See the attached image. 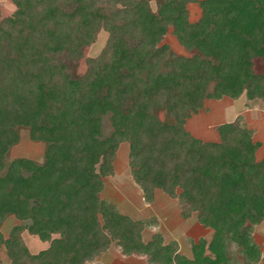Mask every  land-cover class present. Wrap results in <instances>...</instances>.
<instances>
[{
	"label": "trees",
	"instance_id": "16d2710c",
	"mask_svg": "<svg viewBox=\"0 0 264 264\" xmlns=\"http://www.w3.org/2000/svg\"><path fill=\"white\" fill-rule=\"evenodd\" d=\"M0 6V250L6 264H100L112 244L146 264H264L254 239L264 221V156L241 117L217 127L219 141L186 123L207 100L245 95L264 105V0H9ZM151 1H156L153 10ZM198 4L191 21L188 6ZM103 27L109 42L77 76ZM171 32L187 55L176 53ZM159 113H164L162 119ZM25 128L45 145L42 161L8 159ZM122 143L130 176L151 204L156 190L195 216L209 240L188 237L191 256L102 197ZM15 224L1 231L8 217ZM28 231L49 246L32 253ZM0 264H3L0 258Z\"/></svg>",
	"mask_w": 264,
	"mask_h": 264
},
{
	"label": "rangeland",
	"instance_id": "374dc122",
	"mask_svg": "<svg viewBox=\"0 0 264 264\" xmlns=\"http://www.w3.org/2000/svg\"><path fill=\"white\" fill-rule=\"evenodd\" d=\"M151 7L153 10L157 9V3L156 1H151ZM0 6L2 10V15L6 16L9 15L13 10L14 6L9 0H0ZM189 9V16L191 21H196L200 17V8L198 4L192 3L188 6ZM109 42V33L101 27L95 35L94 41L83 48L82 51V56L81 58L71 61V60H65L63 61L64 64L67 66L68 71L71 74L77 75V76H82L85 75L88 70H89V59H95L98 58L103 54V52L106 50V47ZM164 42L168 43L171 48L178 54L181 55H187L188 52L181 46V44L177 41L174 35H172L171 32H169L165 38ZM257 69L258 71L264 70V64H257ZM246 96L243 94V96L239 97L237 104L235 105V109H245L247 111V117L246 119L248 120V127H251L254 129V140L259 141L260 137L264 138V120H259V110H264V105L259 101V100H253V101H248L245 98ZM245 100L247 101L245 107H241V103H245ZM213 103V105H217L220 102L219 101H210ZM222 104V102H221ZM250 110V112H249ZM244 111V110H243ZM242 112V111H241ZM231 109L230 108H225L224 110H215L212 115H203L205 121L201 122L199 128L200 131H203L205 127L206 122L209 123H215L214 126L219 125V122L221 120H225L231 118ZM242 115V113H240ZM159 116L162 119H166V115L164 113H159ZM196 118V117H195ZM193 118V119H195ZM191 120V125L195 124V120ZM243 121H245V117H242ZM264 119V115H263ZM227 122H229L227 120ZM190 125V128H191ZM202 129V130H201ZM213 131L212 129L210 132ZM216 132V129H215ZM199 136H201L199 134ZM207 136V134L205 135ZM211 138V134L208 135ZM264 142V141H263ZM44 150H45V145L44 143L41 142H34L30 139L29 137V132L27 129L22 128L20 130V141L17 145L11 148L9 152V161L13 160L15 158H29L33 159L36 161H42L43 156H44ZM128 154H129V144L128 143H122L119 147V150L117 152V157L114 163L115 171L116 174L107 177L106 178V189H105V194H110L112 198H109L112 202H114L119 208L120 211L123 212L124 214L129 215L133 219H141V218H146V217H156L157 215L160 216V218H163V221H160L159 229L161 230H167L171 231L170 227V221L171 217H167L164 215L165 213V208L164 205V200L167 199V196L165 193H163L161 190L157 191V199L154 204H147L142 197V192L141 189L135 184V182L132 180L128 168ZM264 156V144L263 147L257 152V157L261 158ZM106 197V196H105ZM177 205V204H176ZM156 214V216H155ZM168 214H171L170 212ZM169 219V220H167ZM162 220V219H161ZM189 224H196L195 229L193 231V234L198 235H203L202 232H207L209 230H206L202 227L201 224H198L197 219L195 216L190 218ZM162 222V223H161ZM19 223V221L11 216L8 217L2 224L1 231L5 237H8L9 232L11 228ZM174 223L175 227L173 229H177L174 234L176 233L177 236L180 237L181 240V251H183L186 254H190L189 252V246L185 243L184 237L187 235L186 232L188 230H182V224L181 221L175 222V220L172 221ZM188 224V223H187ZM158 230V229H157ZM156 229L153 228V226L146 227L145 230L143 231V239L144 241H147L150 239L153 231H157ZM192 230V229H191ZM200 230L202 232H200ZM179 231V232H178ZM190 231V230H189ZM199 231V232H198ZM183 233V234H182ZM206 236V235H205ZM167 240L170 239V236L166 234ZM207 237V236H206ZM22 239L24 243L27 244H33L34 241H37L36 237L34 235H31L28 231H24L22 233ZM254 239L255 241L259 244L261 250L264 253V221L255 227L254 230ZM29 248V247H28ZM31 249V248H29ZM31 252H35V250L31 249ZM106 260L108 264H146L144 261V258L141 256H124L121 254L119 249L115 246V244H112L109 250L106 252ZM0 258L3 262V264H6L7 261V255L4 249L0 250ZM257 264H263L262 262H259Z\"/></svg>",
	"mask_w": 264,
	"mask_h": 264
},
{
	"label": "crops",
	"instance_id": "0c3cea01",
	"mask_svg": "<svg viewBox=\"0 0 264 264\" xmlns=\"http://www.w3.org/2000/svg\"><path fill=\"white\" fill-rule=\"evenodd\" d=\"M241 96H243V95H241ZM240 96V97H241ZM239 98V97H238ZM238 98H236V99H233V98H231V97H223L222 99H220V100H207L206 102H205V105H204V109H202V110H200L197 114H193L192 116H191V118H189L188 120H187V123H186V128H187V130L193 135V136H195V137H197V138H199V139H201V140H203V141H212V142H216V141H219V134H218V132H217V127L219 126V125H221V124H223V123H227V120L229 121V122H233V121H235L238 117H245V123L248 125V120L246 119V117H247V111H245V109L243 108V109H235V105L237 104V102H238ZM246 98V97H245ZM246 100H248L247 98H246ZM245 100V103H241V106H240V108L241 107H245L244 105H246V103H247V101ZM210 101H219L220 103L219 104H217V105H213V103L212 102H210ZM249 101V100H248ZM221 102H222V104H221ZM262 104H263V102L262 101H260ZM224 107L226 108H230L231 109V118H229V119H226V122H225V120H221L220 122H219V125H217V126H214V124L215 123H217V122H215V123H209V122H206L205 123V125L203 126V127H205V129L203 130V131H200L199 129H197V128H199V126H200V124H201V122L203 121H205V119H204V117H202L203 115H212V113H214L215 112V110H224ZM244 110V111H243ZM242 111V112H241ZM249 112H250V110H249ZM240 113H242V115L240 114ZM263 115H264V110H259V120H264L263 119ZM196 117V118H195ZM209 117V116H208ZM193 118H195L196 119V122H195V124L193 125H191V120L193 119ZM195 119H193V120H195ZM190 125H191V128H190ZM249 126V125H248ZM249 128H251V127H249ZM213 130V131H211L210 132V130ZM215 129H216V132H215ZM251 129H253V128H251ZM202 130V129H201ZM254 130V129H253ZM255 133V132H254ZM199 134L201 135V136H199ZM207 134V136H205ZM211 134V138L208 136V135H210ZM264 138L263 137H260L259 138V142L261 143V146H260V148L258 149V151L263 147V144H264ZM257 151V152H258ZM117 157V156H116ZM256 157H257V153H256ZM263 157V156H262ZM261 157V158H262ZM261 158H258L257 157V159H261ZM116 160V159H115ZM114 163H115V161H114ZM114 173L116 174V171H115V167H114ZM114 175V174H113ZM112 176V175H111ZM108 177H110V176H108ZM106 178L107 177H105L104 178V180H105V188H104V191L102 192V197H104V198H106V199H108L109 201H111L109 198H112V196L110 195V194H105V196H104V193H105V189H106ZM157 191L158 190H156V192H155V200H154V202L153 203H151V204H154L155 202H157L156 201V199H157ZM167 196V199H165L164 200V207H166L165 208V213H164V215H166L167 217H171V215H172V217H171V221L169 220V219H167V220H169L170 222V225H171V227H170V229H171V231H167V230H161V229H159V225H160V221H163V218H160V216L159 215H157L156 216V214H155V218L157 219V221H158V223L156 224V225H154L153 226V228L154 229H158L157 231H153V233L154 232H161L162 234H163V236L165 237V240L168 242V241H170V240H176L178 243H179V247H180V251H181V247H182V245H181V240H180V237L179 236H177L176 235V233L174 234V232L177 230L176 228L175 229H173L174 227H175V225H174V223H172V221L173 220H175V222L177 223V221H181V223L180 224H182L181 226H182V230H188V232H186V236L184 237V239H185V243L188 245V243H187V238L188 237H190V238H193L194 240H198L199 238H205V239H207V240H209L210 238H211V236H212V231L210 230V229H207V228H205V227H203L204 229H206V230H209V231H207V232H202L201 230H200V232H202V234L203 235H198V236H196L195 237V235L196 234H193V231H194V229H195V226H197L196 224H189V222H191L190 221V218L189 219H187V220H184V219H182L181 218V216H180V209H179V205H178V202H177V200L176 199H173V198H171V197H169L168 195H166ZM112 199H114V198H112ZM112 202V201H111ZM112 203H114V202H112ZM115 204V203H114ZM156 204V203H155ZM177 204V205H176ZM116 205V204H115ZM117 206V205H116ZM118 207V206H117ZM119 208V207H118ZM119 210H120V208H119ZM171 213V214H168V213ZM123 213V212H122ZM154 217V216H153ZM193 217V216H192ZM146 218H148V217H146ZM149 218H151V217H149ZM141 219H144V218H141ZM162 219V220H161ZM137 220H139V219H137ZM198 222V221H197ZM162 223V222H161ZM188 223V224H187ZM159 224V225H158ZM199 224V223H198ZM198 227V226H197ZM199 228V227H198ZM192 229V230H191ZM190 230V231H189ZM179 232V231H178ZM199 232V231H198ZM152 233V234H153ZM166 234H168L169 236H170V239H168L167 240V237H166ZM183 234V233H182ZM207 237H206V236ZM36 237V236H35ZM36 239H37V241H34V243L33 244H27V246L29 247V248H31V249H33V250H35V252H32V253H37V252H39V251H41V250H44V249H46L48 246H49V243L48 242H42V241H40L39 240V238L38 237H36ZM189 246V245H188ZM30 249V250H31ZM189 252H190V254H186V253H184L183 251H181L183 254H185V255H187V256H191V249H190V246H189ZM106 260V253H103L101 256H99L98 258H97V261H96V263H100V264H108L107 263V261H105Z\"/></svg>",
	"mask_w": 264,
	"mask_h": 264
}]
</instances>
